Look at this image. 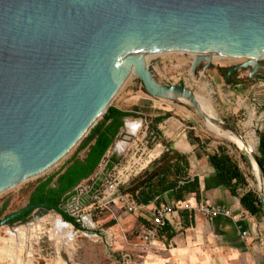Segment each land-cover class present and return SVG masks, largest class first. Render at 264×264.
Listing matches in <instances>:
<instances>
[{"label":"water","instance_id":"water-1","mask_svg":"<svg viewBox=\"0 0 264 264\" xmlns=\"http://www.w3.org/2000/svg\"><path fill=\"white\" fill-rule=\"evenodd\" d=\"M168 55L194 57L190 74L197 79L200 68L203 76L215 68L212 61L245 59L229 76L249 70L259 82L264 0H0V195L45 173L87 138L132 73L152 97L184 96L199 112L185 85L153 78L148 66ZM47 207L22 209L0 228L30 210L48 215Z\"/></svg>","mask_w":264,"mask_h":264},{"label":"rangeland","instance_id":"rangeland-1","mask_svg":"<svg viewBox=\"0 0 264 264\" xmlns=\"http://www.w3.org/2000/svg\"><path fill=\"white\" fill-rule=\"evenodd\" d=\"M193 60L194 57L187 55H168L153 61L148 67L153 78L160 85H185L194 93V100L209 102L215 111V116H213L212 111L203 106H197L198 112L196 108L188 102L171 98L158 99L152 97L147 93L140 79L132 73L111 104V107L121 108L129 112H133L136 108L141 110V112H138V117L126 119L137 121L133 123L140 124L139 132L128 142L131 145L135 144L136 140L141 138V133L146 131L150 138V146L154 148L158 145V140H156V138L152 139V136L154 137L156 132L151 129L152 121L157 115L164 112L163 108H168V106L173 107V114H175L179 120H183L182 123L184 128L187 129L189 134H192L193 138L202 140L205 142V146L211 150L223 146L229 151L230 155L239 164L242 172L247 178L248 186L245 187L246 191L254 192L258 198L260 199L261 197L262 200L264 192L263 187L260 181L254 177L251 165L244 157V153L239 148L238 143L231 142L223 137L221 133L225 130L219 125L214 124L211 118H217L236 129L239 134L230 132L237 141L245 142L243 136L251 139L257 154L259 133L262 125L261 113L264 111V92L254 85L256 82L255 80L249 78V70L237 71L238 76H240L239 79L245 83L241 94L238 95V93L234 91L233 85H231V87L225 86L227 84V76L224 75L221 68L231 69L243 63L245 59L212 61L215 68L208 72V76H203L202 68H200L199 71L201 75L198 79L195 78L193 74H190ZM262 62L264 63V60ZM252 87L254 88L252 89ZM153 100L157 101L158 104H154ZM203 116L206 117V120ZM124 129L123 127L114 143L125 139L126 134ZM85 139H83L58 164L45 173L37 176L19 188L0 195V219H4L11 214L28 208L30 206V194L40 181L58 174L75 156L81 159L84 158L85 151L79 154L78 150ZM112 154L113 145L106 154L96 174L85 180L84 186H91L90 179H95L105 170L112 158ZM122 160H124V157L119 162ZM257 171L260 173L258 167ZM259 175L262 177L261 173ZM72 196H77V194ZM95 208L96 207H92L91 210ZM90 215H92V219L89 217ZM107 215L109 214H97V211L90 212V210H88L79 220H81L82 225L85 224L84 226L87 230L85 232L86 234L91 235L90 233L93 231L102 234L101 231H98L100 228L96 229L98 227H94L93 229V223L96 224V226L98 224L104 226L111 224L112 221H108L109 216ZM255 221L259 228L258 234L254 237L249 234L247 239H251L252 241L251 248L253 253L258 254V257L260 256L261 258H259L262 259L264 257V214L258 216ZM66 224L68 225L56 211H51L48 215L40 216V211L35 209L27 218L14 222L10 226L0 228V264H94L95 256L100 254V250L92 248L93 252H90V257L86 260L85 256H87V252L84 250V244L96 246L101 243L96 244L92 239L84 235L81 236L82 231L79 233L75 228L72 230V228ZM66 228L71 231V235L67 233ZM133 236L134 235H129V237ZM103 242L104 245L107 247L109 246L106 236L105 238L103 236ZM255 246L258 248L257 251H254ZM105 261L108 264H112V260L110 259H105Z\"/></svg>","mask_w":264,"mask_h":264},{"label":"crops","instance_id":"crops-1","mask_svg":"<svg viewBox=\"0 0 264 264\" xmlns=\"http://www.w3.org/2000/svg\"><path fill=\"white\" fill-rule=\"evenodd\" d=\"M238 78H240V76ZM259 78H261V80L255 82L254 85L264 92V74H259ZM225 86L231 87V85L227 86V84ZM233 87L238 95L241 94V91L243 92V85H233ZM253 88L254 87H252V89ZM153 103L158 104L155 100H153ZM159 103L163 104L161 102ZM119 109L126 111L121 108ZM163 111L164 112L157 115L155 119L165 117L167 114L172 116L163 120L158 126V130L160 131L158 145L162 148L163 155L168 151L169 145L170 149L173 150L171 155L177 152L180 155L188 157L190 162L188 180L193 181L194 179H198L199 194L195 195L190 193L184 201H177L171 193L166 192L160 196L161 199L159 201H156V199L149 205L153 206V208L156 205H160L164 202L163 196L167 195L171 203H191L196 207L198 203L206 202L213 206L225 207L235 213L247 211L241 204V198L246 194L245 187L237 186V194L234 195L229 188L223 185L210 163V156L217 153L218 148L211 150L205 146V142L202 140L201 144L192 140L189 137L190 134L187 129L184 128L182 123L183 120H179V118L173 114V107L168 106V108H163ZM139 112H141V110ZM261 117L262 125L259 133L257 154L251 139L245 136H243V138L253 149L258 158L264 160V111L261 113ZM155 119H153V121ZM133 122L137 121L131 119L125 120V139L113 143L112 157L119 161L126 155L131 145L129 142L140 130L139 129L133 135L128 133V124ZM162 157L157 162L162 161ZM175 162L177 161L175 160ZM181 165H183L182 162ZM260 173H257L259 177H261L259 175ZM255 178L257 179V177ZM261 178H263V176ZM139 183L142 184V181ZM136 184L137 180L133 185L135 186ZM117 210L118 214L116 212L114 213L119 217V222L115 220L114 216L109 214L107 216H109L108 221H112L111 224L106 226L98 224L96 226L98 227L96 229L100 228L98 231H101L102 234L93 231L90 233L91 235H88L85 233L87 231L86 229H80L82 231L81 236L84 235L92 239L96 244H103L96 246L84 244V250L87 252V256H85L86 260L89 259L90 252H93L92 248H95L100 250V254L95 256L93 263L108 264L105 259L111 260L109 257L111 252L119 254L121 252L130 251L132 250V244L138 241V235L141 233L145 222L137 216L126 213L122 209L117 208ZM257 217L258 216H253L250 213L249 218L238 223L224 218L209 220L195 211H179L171 218L164 229L167 232L161 233L159 239L155 243V250L147 256L144 264H263L264 257L260 259L261 257L259 256V258L258 254L253 253L251 239L242 238L243 231H247L250 236L253 237L258 234L259 228L255 221ZM128 234L134 236L129 237ZM103 236L104 238L105 236L107 237L109 249L104 245ZM257 249V246H255L254 251H257Z\"/></svg>","mask_w":264,"mask_h":264},{"label":"trees","instance_id":"trees-1","mask_svg":"<svg viewBox=\"0 0 264 264\" xmlns=\"http://www.w3.org/2000/svg\"><path fill=\"white\" fill-rule=\"evenodd\" d=\"M221 71L227 76L230 69L221 68ZM238 77L237 72L234 73L232 78L227 81V84L244 86V81H241ZM139 111L138 108L134 109L133 112H129L122 111L116 107H110L102 120L82 142L78 153L80 154L85 151L84 158L81 159L75 156L58 174L40 181L30 194L29 207H38L47 203V208L58 212L64 222L74 225L76 229H82L77 219L68 215L62 209V205L74 195V190L80 183L96 174L106 154L121 133L125 120L129 117H138ZM171 116L167 114L165 117H159L152 121L151 129L156 131L152 139L156 138V140H160L158 126L163 120ZM189 137L198 144H201V140L193 138L192 134ZM168 147V151L162 157V165L155 172L147 173L137 180L135 189H139L137 201L141 204L149 205L166 192L171 193L177 201H184L190 193L199 194L198 179H194L193 181L188 180V170L190 168L188 157L180 155L177 152L171 155L173 150L170 149L169 145ZM242 158L244 159L243 156ZM209 159L223 185L229 188L234 195L237 194V186H248L247 178L239 164L225 147L219 146L217 153L211 155ZM180 161L183 165H181ZM259 161L264 169V160L259 158ZM117 163H119V160L112 157L106 166V172H109ZM255 166L258 167L256 162ZM140 181H142L143 185L139 183ZM241 204L253 216L264 214L260 199L252 191L247 192L241 198ZM32 212L33 210L28 211L13 222L27 218ZM114 212L118 214L117 208H114ZM164 232L166 233L167 231L163 230L161 233Z\"/></svg>","mask_w":264,"mask_h":264},{"label":"built area","instance_id":"built-area-1","mask_svg":"<svg viewBox=\"0 0 264 264\" xmlns=\"http://www.w3.org/2000/svg\"><path fill=\"white\" fill-rule=\"evenodd\" d=\"M149 140L147 132H142L141 138H138L135 144L130 145L124 160L115 164L107 172L101 184L97 185L101 173L95 179H90L91 186H84L86 181H83L74 190V195L77 194V196H72L62 205V209L68 215L77 219L82 230L86 228L79 218L88 210L90 212L97 211V214H111L119 222V217L114 213V208H119L145 222L141 233L138 235V241L132 244V250L119 254L113 252L109 254L113 264H144L147 256L155 250L154 246L161 232L179 211H195L209 220L224 218L238 223L250 217V213L247 211L235 213L225 207L213 206L206 202H200L196 207L191 203H171L167 195L163 196L164 202L154 208L151 205L139 203L137 201L139 191L129 193L125 188L132 189L135 187L134 182L145 176L151 166L163 155L162 148L159 145L154 148L151 147ZM160 199L161 197L157 198L156 201ZM92 207L96 208L91 210ZM89 217L92 219V215ZM68 225L72 230L73 228L76 229L74 225ZM94 227L96 224L93 223ZM76 230L81 231L80 229ZM248 237L249 233L243 231L242 238L247 239Z\"/></svg>","mask_w":264,"mask_h":264},{"label":"bare ground","instance_id":"bare-ground-1","mask_svg":"<svg viewBox=\"0 0 264 264\" xmlns=\"http://www.w3.org/2000/svg\"><path fill=\"white\" fill-rule=\"evenodd\" d=\"M242 60V59H241ZM181 98L180 100L183 101V102H188V103H191L189 99H185L184 97H179ZM194 103L197 105V106H203V107H206L208 110L212 111V114L213 116H215V111L212 107V105L207 102V101H202V100H194ZM139 123H132L130 125H128V133L129 134H135L139 129ZM222 136L227 138L228 140H230L231 142H237L238 143V146L239 148L241 149V151L247 155L248 159H249V163L251 165V168H252V171H253V175L255 177H257V179L260 181L262 187H263V190H264V179L259 177L258 174H257V170H256V166H255V160L253 158V154H254V151L253 149L249 146V144H247L246 142L244 141H237L234 137V135L230 132V131H223L222 133ZM263 203H264V192H263ZM67 225V224H66ZM58 226V225H57ZM68 226V225H67ZM67 230V233H69V235H71V231L66 228ZM21 230V229H20ZM32 230V229H31ZM60 230V229H59ZM26 233V232H25ZM15 234V233H14ZM28 235V234H27ZM18 239V238H17ZM20 239V238H19Z\"/></svg>","mask_w":264,"mask_h":264},{"label":"flooded vegetation","instance_id":"flooded-vegetation-1","mask_svg":"<svg viewBox=\"0 0 264 264\" xmlns=\"http://www.w3.org/2000/svg\"><path fill=\"white\" fill-rule=\"evenodd\" d=\"M236 73V72H235ZM234 74V73H233ZM232 74V75H233ZM232 75L231 76H229V73H228V75H227V81L230 79V78H232ZM0 220H2V219H0ZM18 221H20V220H17V221H15V222H18ZM12 223H14V222H12Z\"/></svg>","mask_w":264,"mask_h":264}]
</instances>
